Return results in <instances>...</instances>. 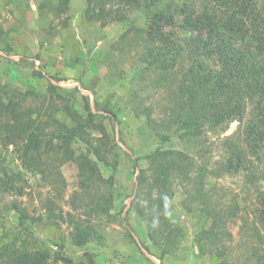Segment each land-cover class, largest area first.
I'll use <instances>...</instances> for the list:
<instances>
[{
	"label": "trees",
	"instance_id": "trees-1",
	"mask_svg": "<svg viewBox=\"0 0 264 264\" xmlns=\"http://www.w3.org/2000/svg\"><path fill=\"white\" fill-rule=\"evenodd\" d=\"M86 1L88 5L83 17L86 23L99 22L105 27L115 21L130 23L131 13L141 15L127 31L133 33L134 46L138 50L140 68L137 72L152 75L155 70L156 85L171 90L165 115L158 123L151 117L154 108H133L137 117L151 127L153 134L151 131L149 134L161 143L151 152L137 156L133 162L135 167L140 159L147 162V167L140 169L137 186L145 190L148 197L145 201L139 197L142 206L136 203L134 207L147 224L153 244L163 246L160 258L174 254V249L184 238L182 226L171 220V201L179 181L186 194L182 208L195 213L199 220L203 217L209 220L210 225L201 226L195 236L199 256L218 257L221 259L218 264H264V236L256 222L253 231L260 244L252 242L247 251L250 257L238 263L231 262L225 245V236L231 237L227 217L235 216L242 204L239 199L225 203L221 196L213 194V186L207 181L209 177L217 180L225 175H243L247 195L257 193L264 204V0ZM68 4L69 0H60L53 11H65ZM60 23L67 27L66 19ZM166 25L174 30L181 28L187 40L182 43L176 39V33L165 30ZM3 32L0 28V48L8 50L9 43L2 37ZM65 41L74 46L75 53L78 46L84 45L75 37ZM128 48H133L131 42H128ZM113 66L118 67L119 62ZM134 95L140 97L136 87ZM25 99L12 96L0 81V132L3 135H0V141L4 145L19 144L17 147L25 167L44 168L45 154L57 148L78 162L80 173L92 181V187L104 180L100 162L117 168L116 142L106 126L96 121L89 97L85 96L87 116L69 110L68 106L67 114L75 123L69 125L58 121L55 135L41 128L38 118L24 106ZM248 107L251 116L245 120ZM104 109L111 111L107 105ZM236 120L240 123L238 131L222 141L224 157L214 160L210 148L200 139L209 131L225 132ZM96 131L102 135L96 137ZM55 137L60 141L58 147L54 144ZM174 139L178 140V146ZM77 142H82L86 151L76 154L73 144ZM169 143L172 145L167 146ZM16 177L0 176V193L18 191V195H22L24 189L17 187ZM113 180V176L105 180L110 189L105 196L89 195L86 214L110 213L115 198L111 189ZM12 206L19 209L16 201ZM259 214L264 227V207L259 209ZM28 218L24 210L19 213L20 228L16 231L32 234L26 225ZM71 223L75 224L71 232L72 243L86 245L92 238L90 224ZM242 229L246 230L248 239L255 237L254 233H248L251 227L247 222L243 223ZM16 233L11 242L0 244V264H49L61 259L55 250L37 244L32 246L21 233ZM4 237H8L7 232ZM95 237L103 240L102 234Z\"/></svg>",
	"mask_w": 264,
	"mask_h": 264
},
{
	"label": "rangeland",
	"instance_id": "rangeland-1",
	"mask_svg": "<svg viewBox=\"0 0 264 264\" xmlns=\"http://www.w3.org/2000/svg\"><path fill=\"white\" fill-rule=\"evenodd\" d=\"M59 2L0 0V28L10 47L8 50L0 48V81L12 96L26 98L24 106L38 118L41 128L53 135L59 128L58 121L69 125L75 123L67 111L77 110L87 116L85 96L89 97L96 121L106 126L116 142L118 166L114 169L100 162L104 180H99L92 187V181L80 173L78 162L67 157L63 149L48 151L44 168L32 169L22 162L19 144L4 145L0 141V176H17V187L24 189L22 195H18V191L0 193V215L3 214L0 218V244L11 242L16 232L21 233L32 246H48L60 254L61 259L56 263L52 260L49 264H218L221 262L218 257L199 256L195 236L201 226L210 225L209 220L205 217L199 220L195 213L182 208L186 194L179 181L171 201V220L182 226L184 238L174 249V254L168 253L160 258L163 246L153 244L147 224L134 207L136 203L142 206L139 197L144 201L148 197L145 190L137 186L140 169L147 167V162L140 159L135 167L134 159L151 152L161 143L149 134L151 127L137 117L133 108H154L151 117L158 123L165 115L171 91L167 86L156 85L155 70L152 75L150 72H137L140 68L137 64L138 50L134 46L133 33L127 31L141 15L131 13L130 23L115 21L102 27L99 22L83 21L88 5L86 0H69L67 10L54 12L53 8ZM64 19L67 27L60 23ZM165 30L176 33V39L182 43L187 40L181 28L174 30L166 25ZM70 37L84 42L76 53L74 46L65 41ZM128 42L133 48H128ZM120 46L123 51L119 50ZM116 61L119 62L118 67L113 66ZM135 87L140 90L138 98L134 95ZM105 105L111 111H105ZM68 106L71 109L68 110ZM250 116L251 108L248 107L245 120ZM239 127L236 120L225 132L209 131L200 139L210 148L214 160L224 157L222 141L227 135L237 132ZM94 135L102 134L96 131ZM58 142L55 137L57 147ZM174 143L175 146L179 144L177 139ZM73 148L76 154L86 151L82 142L74 143ZM111 176L114 177L111 189L115 198L110 213L89 216L85 213L89 195L105 196V192L110 190L105 180ZM207 181L213 186V194L221 196L225 203L239 199L242 204L235 216L227 217L231 237L225 236L227 255L232 263H238L248 256L250 244L260 241L253 231L255 222L264 236L259 214L264 204L257 193L247 195L243 175H225L217 180L209 177ZM14 201L19 204V209L12 206ZM22 210L29 217L26 225L32 232L30 235L16 231L20 228L18 222ZM71 221L82 222L85 226L90 224L92 238L86 245L72 243L71 232L75 224ZM245 222L251 227L248 233L255 234L253 239H248L246 230L242 229ZM6 232L8 237H4ZM100 234L103 235L102 241L95 237Z\"/></svg>",
	"mask_w": 264,
	"mask_h": 264
}]
</instances>
